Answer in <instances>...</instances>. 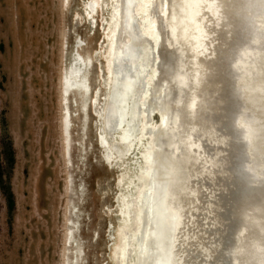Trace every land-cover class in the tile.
I'll return each instance as SVG.
<instances>
[{"label": "bare ground", "instance_id": "obj_1", "mask_svg": "<svg viewBox=\"0 0 264 264\" xmlns=\"http://www.w3.org/2000/svg\"><path fill=\"white\" fill-rule=\"evenodd\" d=\"M84 12L100 37L90 53L76 40L60 71V127L69 155L79 95L116 166L110 264H264V0H86ZM73 247L63 264H77Z\"/></svg>", "mask_w": 264, "mask_h": 264}, {"label": "rangeland", "instance_id": "obj_2", "mask_svg": "<svg viewBox=\"0 0 264 264\" xmlns=\"http://www.w3.org/2000/svg\"><path fill=\"white\" fill-rule=\"evenodd\" d=\"M85 1L0 0V264H63L62 253L71 259L65 248L77 244V264H110L116 166L103 163L97 122L89 104L82 112L79 95L67 104L69 155L60 127V71L76 40L81 53H90L100 37L99 14L91 26ZM91 62L93 89L102 61L93 56ZM70 200L77 228L75 240L65 243Z\"/></svg>", "mask_w": 264, "mask_h": 264}, {"label": "trees", "instance_id": "obj_3", "mask_svg": "<svg viewBox=\"0 0 264 264\" xmlns=\"http://www.w3.org/2000/svg\"><path fill=\"white\" fill-rule=\"evenodd\" d=\"M8 206L10 209L13 208V199H12L11 194L8 195Z\"/></svg>", "mask_w": 264, "mask_h": 264}]
</instances>
